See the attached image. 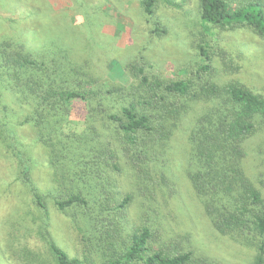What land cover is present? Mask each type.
<instances>
[{
  "label": "trees",
  "instance_id": "16d2710c",
  "mask_svg": "<svg viewBox=\"0 0 264 264\" xmlns=\"http://www.w3.org/2000/svg\"><path fill=\"white\" fill-rule=\"evenodd\" d=\"M159 1L143 0L147 16L155 15ZM199 1L201 21L207 28L244 24L264 37V9L259 2L235 7L229 0ZM82 17L86 20L85 13ZM58 55L34 52L28 44L11 38L0 43V129H9L12 146L19 148L21 172L43 211L40 231L55 264H192L191 252L169 254L154 249L149 226L127 229L124 211L132 193L118 202L116 172L124 166L128 169L129 175L121 173L126 188L125 176L146 192L154 188V176L168 183L171 138L178 121L198 101L204 102L205 110L192 126L187 176L214 228L252 241L258 248L256 264H264V198L243 168L246 142L264 120V95L236 82L217 83L212 75L207 77L209 63L202 66L206 76L198 79L166 82L142 68L135 74L140 77L138 83L104 88L95 86L87 73L79 74L66 56ZM203 55L211 59L205 48ZM114 63L120 62L114 59ZM73 80L92 88H69ZM6 91L16 96L17 106L5 103ZM76 98L91 103V116L83 130L66 131L62 115ZM25 105L29 112L15 124L16 110ZM100 117L110 121L104 123V130L98 126ZM27 124L36 129L37 142L47 151L56 181L73 190L65 196L52 195L56 206L73 218L81 233H94L90 244L94 239L104 243L97 258H72L54 240L46 196L31 175L30 150L15 128Z\"/></svg>",
  "mask_w": 264,
  "mask_h": 264
},
{
  "label": "rangeland",
  "instance_id": "374dc122",
  "mask_svg": "<svg viewBox=\"0 0 264 264\" xmlns=\"http://www.w3.org/2000/svg\"><path fill=\"white\" fill-rule=\"evenodd\" d=\"M251 1L264 9V0H229L235 7ZM157 27L164 31L157 33ZM9 38L40 54L66 56L79 74L87 73L96 82L95 86L129 87L140 81L135 74L142 68L166 82L198 79L206 76L202 66L209 63L207 77L212 75L217 83L236 82L264 95V37L244 24L207 28L201 21L199 0H160L153 17L145 14L143 0H0V43ZM203 48L211 59H205ZM114 59L120 63L111 64ZM70 86L92 88L75 80ZM6 95V104L18 105L13 93L6 91ZM21 109L12 119L15 124L29 112L26 105ZM91 109L88 100L76 98L62 115L64 129L79 132L86 128ZM204 110V102H194L178 121L170 141L168 183L154 172V188L148 192L139 189L135 181L130 183L127 176L126 188L121 176L129 175L128 169L124 166L122 172H116L118 202L132 193L124 211L127 229L149 226L154 249L169 254L191 252L192 264H256L257 246L218 232L187 176L192 126ZM99 119L98 126L104 130V123L110 121ZM259 124L246 142L243 168L264 198V120ZM18 127L21 141L31 153L32 178L46 196L53 217L54 240L72 258H97L104 243L94 239L90 244L94 233H81L53 199L52 195L65 196L72 188L56 181L47 151L37 142L36 129L30 124ZM12 144L9 129H0V264H55L40 231L43 211L24 181L19 148ZM80 224L87 226L84 221Z\"/></svg>",
  "mask_w": 264,
  "mask_h": 264
}]
</instances>
